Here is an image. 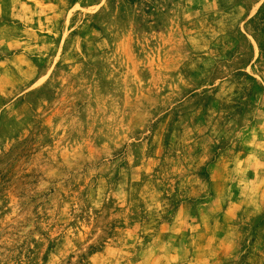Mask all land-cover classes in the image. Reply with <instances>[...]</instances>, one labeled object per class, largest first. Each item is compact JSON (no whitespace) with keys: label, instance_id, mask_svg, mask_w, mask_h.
<instances>
[{"label":"rangeland","instance_id":"1","mask_svg":"<svg viewBox=\"0 0 264 264\" xmlns=\"http://www.w3.org/2000/svg\"><path fill=\"white\" fill-rule=\"evenodd\" d=\"M0 264H264V0H0Z\"/></svg>","mask_w":264,"mask_h":264}]
</instances>
